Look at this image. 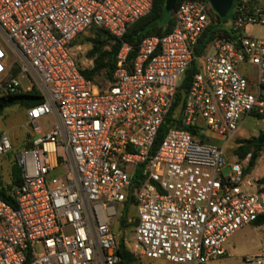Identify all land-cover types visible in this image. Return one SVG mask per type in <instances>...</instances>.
<instances>
[{
    "label": "built area",
    "instance_id": "2783aa9c",
    "mask_svg": "<svg viewBox=\"0 0 264 264\" xmlns=\"http://www.w3.org/2000/svg\"><path fill=\"white\" fill-rule=\"evenodd\" d=\"M154 1L0 0V95L42 96L25 109L36 137L16 153L15 205L0 198V264H121L125 229L115 226L126 206L136 208L132 248L124 238L133 254L207 264L264 215L263 149L253 165L252 151L226 150L248 117L264 123V38L246 34L264 28V0H237L196 58L181 128L170 126L155 150L198 40L220 23L212 5L182 0L171 30L145 36L133 58L122 42L103 87L83 75L73 50L93 26L122 39ZM13 150L0 131V157ZM244 260L264 264V253Z\"/></svg>",
    "mask_w": 264,
    "mask_h": 264
},
{
    "label": "trees",
    "instance_id": "16d2710c",
    "mask_svg": "<svg viewBox=\"0 0 264 264\" xmlns=\"http://www.w3.org/2000/svg\"><path fill=\"white\" fill-rule=\"evenodd\" d=\"M181 1L182 0H177L174 5V8L171 10L168 8L166 0H155L152 11L147 16L139 19L134 24H132L128 28L127 32L124 34L122 39L115 38L108 31L101 27L93 26L89 31L91 33V36L87 37L86 39L92 44V49L89 54L91 57H94V65L89 69H82L83 75L87 79L96 82L100 87H103L105 85V82L107 80H111L112 78L115 67V56L122 42L130 43L134 47V51H132V53L130 54V58H133L136 55L137 45L145 36L164 35L171 30L174 24V10L177 8ZM212 13L217 17L218 21L221 23L222 20L213 8ZM219 31H221V29L217 28L216 25H213L208 30H206V32L198 40L194 50V59L181 79V83L178 87V91L176 93L173 105L155 141V146L153 148L154 150L157 148V146L163 139L166 130L170 126L174 125L181 128V124L179 123L178 118L179 115H181V108L185 93L191 85L194 74L198 71L196 58L203 53L206 44L213 38V34ZM224 33L230 36V33L228 31L224 30ZM77 39L74 41L73 45L78 42ZM105 45H110L111 49L100 51L101 48ZM41 101L42 96L35 89L29 92L0 95V117L4 115L5 111L13 105H19L22 108L26 109L30 106L40 103ZM179 107V112L175 113ZM188 129L191 130L192 134L197 133V130L195 128ZM237 143L238 145L234 151L239 153L241 156H244L247 152H253V159L251 161V165L255 163L259 151L264 148V143L258 140V136L252 137L250 139H237ZM32 145L33 143L31 141L27 147H31ZM20 181L21 168L19 167L17 162H14L11 166L12 188L15 184L19 183ZM11 190L12 189H9L7 184L3 181L0 176V198L14 206L15 201L11 194ZM127 208L128 206H126L121 211V219L128 218ZM253 224H264V215L260 216L256 221L253 222ZM117 253L120 256L121 264H136L137 258L127 247L124 242V239L120 240Z\"/></svg>",
    "mask_w": 264,
    "mask_h": 264
},
{
    "label": "rangeland",
    "instance_id": "374dc122",
    "mask_svg": "<svg viewBox=\"0 0 264 264\" xmlns=\"http://www.w3.org/2000/svg\"><path fill=\"white\" fill-rule=\"evenodd\" d=\"M174 0H166V4H172ZM208 1V0H206ZM209 2V1H208ZM210 3V2H209ZM211 4V3H210ZM217 13V12H216ZM218 15V13H217ZM219 16V15H218ZM227 26V23L221 22L218 25V28ZM246 34L251 37L262 38L264 37V29L260 27H249L246 30ZM91 33L88 31L83 36H79L77 43L73 45V50L76 53V57L80 65L85 68H91L94 65V57L90 56V51L92 49V44L87 41V37H90ZM110 45H105L101 48L100 51L110 50ZM9 60H13L9 58ZM254 74V73H253ZM183 77V76H182ZM182 79V78H181ZM179 81V85L181 83ZM21 81L24 85H28V82L25 78H21ZM179 87V86H178ZM180 107L176 110L175 113L179 112ZM25 118V109L19 105H13L9 107L4 115L0 117V131H7L10 135L14 150L10 153H6L0 157V176L3 181L7 184L9 189H12L11 186V166L14 162H17L16 153L20 148L25 147L26 149L29 143L36 137L31 126L24 123ZM41 124L45 130H49L53 125V119L51 117L43 118ZM264 123L258 118L248 117L232 139L227 145V152L231 154L237 147V139H250L252 137H257L260 133L263 132ZM264 151V148H263ZM262 156V154H261ZM262 166H264V159H260L258 171L262 172ZM128 218L131 217L133 220L136 214V208L134 206H129L128 208ZM121 213L119 214V218ZM131 221L127 227H125V233L122 236V239L126 238L127 243L130 247H133V240L131 236V230L135 224V221ZM120 224L118 223L115 227L119 229ZM227 249L229 255H226L219 260H213L208 263L212 264H246L244 258L249 255L262 254L264 253V224L256 225L249 224L238 231H236L227 241ZM135 255V254H134ZM136 264H175L168 261L165 258H147L135 255ZM207 263V264H208Z\"/></svg>",
    "mask_w": 264,
    "mask_h": 264
},
{
    "label": "water",
    "instance_id": "95a60500",
    "mask_svg": "<svg viewBox=\"0 0 264 264\" xmlns=\"http://www.w3.org/2000/svg\"><path fill=\"white\" fill-rule=\"evenodd\" d=\"M177 0H174L172 4H167L169 9H173ZM214 10L218 13L219 17L224 21H228L233 15V10L237 0H208ZM258 140L264 143V132L260 133ZM126 219L120 220V226L124 228Z\"/></svg>",
    "mask_w": 264,
    "mask_h": 264
},
{
    "label": "flooded vegetation",
    "instance_id": "af4514ba",
    "mask_svg": "<svg viewBox=\"0 0 264 264\" xmlns=\"http://www.w3.org/2000/svg\"><path fill=\"white\" fill-rule=\"evenodd\" d=\"M125 219H126V223H125L124 227L127 226V225H129V223H131L128 218H125Z\"/></svg>",
    "mask_w": 264,
    "mask_h": 264
},
{
    "label": "crops",
    "instance_id": "0c3cea01",
    "mask_svg": "<svg viewBox=\"0 0 264 264\" xmlns=\"http://www.w3.org/2000/svg\"><path fill=\"white\" fill-rule=\"evenodd\" d=\"M213 8V7H212ZM214 9V8H213ZM221 19V18H220ZM222 20V19H221ZM222 22H224L223 20H222ZM261 28V27H260ZM262 29H264V28H262ZM262 38H264V37H262ZM25 118H26V112H25ZM229 252V251H228ZM217 260H219V259H217ZM208 264H212V263H208Z\"/></svg>",
    "mask_w": 264,
    "mask_h": 264
}]
</instances>
